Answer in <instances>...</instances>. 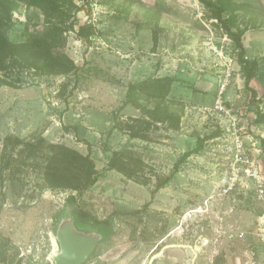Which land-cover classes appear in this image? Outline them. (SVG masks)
<instances>
[{"label":"rangeland","instance_id":"obj_1","mask_svg":"<svg viewBox=\"0 0 264 264\" xmlns=\"http://www.w3.org/2000/svg\"><path fill=\"white\" fill-rule=\"evenodd\" d=\"M223 1L244 29L246 56L259 63L249 87L234 42L200 0H77L83 9L64 51L81 77L0 71V264H54L56 214L77 191L48 184L52 144L90 153L100 174L82 201L87 221L108 219L111 233L86 264H250L264 197L244 176L232 185L229 118L216 100L231 74L223 98L248 154L260 159L264 184V0ZM28 13L43 19L22 3L13 41L23 38ZM89 21L87 39L80 26ZM160 76L175 78L163 100L168 121L154 118V97L142 96L143 110L127 102L130 82ZM129 124L147 138L132 136ZM9 137L33 143V151L6 145ZM200 140L202 149L181 161ZM113 156L125 171L108 167Z\"/></svg>","mask_w":264,"mask_h":264},{"label":"trees","instance_id":"obj_2","mask_svg":"<svg viewBox=\"0 0 264 264\" xmlns=\"http://www.w3.org/2000/svg\"><path fill=\"white\" fill-rule=\"evenodd\" d=\"M212 12V17L216 19L225 33L235 44L237 50L236 61L240 66V71L245 78V84L250 86L251 81L256 77L259 70V63L256 59H249L246 56V46L243 36L244 29L237 27L231 15L226 16L228 5L223 0H200ZM25 4L28 10L37 8L42 15V21H33L31 14H26V24L23 31V38L13 41L9 36V30L13 21V13L21 4ZM77 4V0H0V71L11 77H17L23 70H34L40 75H70L81 77L79 66L64 51L67 43V34L73 31L78 25L77 13L82 10ZM13 20V21H12ZM80 33L87 39L94 34L92 22L80 26ZM88 30V32H86ZM175 81L173 76H160L147 79L142 83L130 82L127 91V102L132 103L137 108L145 109L141 104L143 95L154 97L157 104L154 108V118L157 121H168L172 118L169 106L164 104V99L170 93L172 84ZM62 88L67 87L68 82L62 84ZM256 96V92L254 91ZM257 119L262 120L261 115ZM142 120V119H138ZM176 126L180 121L177 118ZM132 136L147 138L141 129H135L130 125ZM7 143L17 145L23 143L18 138L9 137ZM30 151H33L34 144L23 143ZM204 145V140H200L199 145L187 150L181 161H185L190 155L199 152ZM54 151L52 165L46 167L45 173L48 184L51 186L70 187L76 190V194H70L67 201L77 203L79 200L78 213L82 221L90 219L91 213L85 208L83 194L99 179L100 174L96 168L90 153L83 155L79 151L66 145L52 144ZM261 146L264 147V138L261 139ZM110 169L125 171L118 156H113L109 161ZM169 182V178L160 180L156 189L163 188ZM100 224L110 226L108 219L97 221ZM83 264H86L83 263Z\"/></svg>","mask_w":264,"mask_h":264},{"label":"built area","instance_id":"obj_3","mask_svg":"<svg viewBox=\"0 0 264 264\" xmlns=\"http://www.w3.org/2000/svg\"><path fill=\"white\" fill-rule=\"evenodd\" d=\"M231 74H227L226 78L221 80L218 91V98L216 100V108L223 112L229 118V125L223 129L225 133L230 137L232 141V161L230 164V173L232 185H235L242 176L251 179L255 183L256 191L260 197H264V184L262 165L257 155H249L247 148L245 147L244 138L241 135V127H238L239 119L231 112V109L227 107L223 94L229 86V77ZM257 153L261 152L260 148L255 149ZM232 187V186H231ZM254 238L252 248L249 250V256L251 258L250 264H264V205L261 213L259 214L257 221L251 232ZM245 235L244 232L241 236Z\"/></svg>","mask_w":264,"mask_h":264},{"label":"water","instance_id":"obj_4","mask_svg":"<svg viewBox=\"0 0 264 264\" xmlns=\"http://www.w3.org/2000/svg\"><path fill=\"white\" fill-rule=\"evenodd\" d=\"M79 201L68 203L56 214L54 232L59 249L51 253L54 264H83L94 253L98 243L110 236V226L81 220Z\"/></svg>","mask_w":264,"mask_h":264}]
</instances>
